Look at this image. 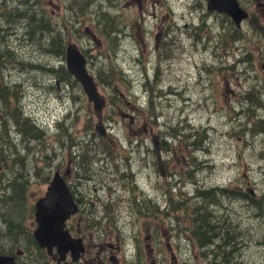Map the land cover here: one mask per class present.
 <instances>
[{"label":"rangeland","instance_id":"1","mask_svg":"<svg viewBox=\"0 0 264 264\" xmlns=\"http://www.w3.org/2000/svg\"><path fill=\"white\" fill-rule=\"evenodd\" d=\"M5 1L8 8L20 4L15 0ZM40 1L53 26L62 27L68 42L76 44L85 53L88 68L95 76L106 104L98 112L79 82L55 78L56 73L47 67L53 66L58 59L47 54L42 47L26 43L23 37L26 30L15 25L11 43L24 64L18 61L14 66H5L0 71L5 76L4 87L11 86L22 91L21 108H25L24 115L41 124L45 134L41 143L38 142L32 137L28 124L21 128L24 134L20 133L19 128L13 126L16 119L6 110L15 104L5 106L0 100V156L4 153L2 150L6 147V139L13 140L24 135L22 142L25 144L27 141L36 146L49 144L47 151L44 146L40 150L44 155H50V145L59 138L60 149L66 150L63 152L65 156H58L57 161L67 162V151L72 143H76L73 147L76 151L85 149L86 142H93L94 133H98L94 141H101L97 127L102 120L107 134L110 132L107 140L118 142L119 152L130 153L131 156L133 152V170L139 174L143 190L150 195L161 193L158 184L163 186L165 178H168L166 168L165 175L161 174L157 160V165L152 164V153L148 154L150 168L146 170L141 166V158L146 157V150L152 146V137L157 134L162 141L168 140L171 146L169 173L174 175L169 181L172 204L176 205V200L182 197L190 204L194 203V198L200 204L201 201L207 203L208 196L195 195L197 183L199 188L229 187L231 190L251 192L254 198L262 197L264 200V131L260 128L253 131L254 122L264 120V34H260L264 32V0H240L242 6L251 11V17H247L240 28L233 20L230 22L223 17L221 12L209 10L208 0H203V12H215L208 18L203 16L202 11L193 9L196 3H201L200 0H168L171 5L170 20L165 19L164 24L174 26L168 44L164 40L167 33L157 32L160 21H156L164 14L159 5L154 7L149 4L143 17L135 5L130 8L126 6L127 1L132 0H121L120 8L115 6L116 0ZM77 7H84L83 12L75 11ZM117 11L122 14L116 19V24L122 25L123 31L121 36L108 38L101 34L106 22L103 17L107 14L113 18ZM153 12L159 18L152 15ZM98 20L101 25L97 23ZM138 20L144 29L132 32L130 26ZM233 27L240 31L242 39L240 35L238 41L230 37L229 46H226L217 33H232ZM156 35L161 39L157 40ZM245 55L249 56L250 61L242 59ZM34 63L48 66L37 67ZM205 64H209L210 71ZM110 65L120 67L123 75L117 76L115 73L114 78H109ZM157 67L161 72L152 78ZM64 78L67 79L66 76ZM16 84L19 86L16 87ZM151 108L155 112H151ZM122 112L134 116L139 124H130V117L125 118ZM6 117H10V121L2 129L1 126L7 123ZM58 122H64V126L57 131ZM173 127L176 128V135L172 134ZM133 130L137 131L134 133ZM198 130L200 136L198 139L195 137L198 143L188 146L193 133ZM129 138H133L135 145L143 139L144 148L133 150ZM91 146L95 148L96 143ZM21 151L26 153L24 145ZM89 156L91 159L85 158V165H82V171L86 173L92 171L90 166H86L88 164L102 175L104 172L115 173L116 162L121 163L117 159H106L101 150L89 153ZM97 156H103V160L96 161ZM30 170L34 171L32 163ZM111 179L107 176L108 182ZM94 186L101 187L96 180L90 183L89 188ZM219 198L222 206L211 209L228 220L233 219L240 227L241 237L254 238L255 241L249 240L250 263L264 264V248L260 244L264 240L263 210V214H257L255 209H250L251 202L235 198L233 193L228 197L219 194ZM163 199L165 202L166 199ZM6 200L4 198L2 203H6ZM19 202L20 199H15V203L11 201L0 207L2 218L6 215L4 211L18 209ZM163 205L161 201L160 209ZM165 205L168 207L169 202ZM152 211H157L154 204ZM177 215L183 218L182 210ZM159 221L163 224L162 218ZM167 221L174 237L181 238L180 231L185 237L186 228H183L180 218L173 217ZM155 222L157 224L158 219ZM200 222V235L203 237L205 223L204 220ZM19 231L21 229L16 231L14 228L9 232L2 227L1 235L5 237ZM236 256L242 257L240 252Z\"/></svg>","mask_w":264,"mask_h":264},{"label":"flooded vegetation","instance_id":"2","mask_svg":"<svg viewBox=\"0 0 264 264\" xmlns=\"http://www.w3.org/2000/svg\"><path fill=\"white\" fill-rule=\"evenodd\" d=\"M149 1H127L126 6L130 8L135 5L138 11H141V16L145 17L144 14L148 11L149 4L154 7L159 5L164 14L161 19L156 21V23L160 21V24L157 25V32L167 33V39L164 37V40H167L165 43L168 44L171 37L170 32L171 29L174 30V26L165 25L164 20H170L168 15H170L171 5L168 0H155L153 3H149ZM200 2L193 6L194 11H202L206 18L210 14H215L210 11L203 12V0ZM115 6L120 8L121 0H116ZM120 13L122 14L121 11H117L116 16L120 17ZM248 13V17H251V11ZM221 14L231 22L232 19L229 15ZM152 15L156 16V13L153 12ZM156 18L159 17L156 16ZM142 29H144V25H141L139 20L130 26L132 32ZM260 34L262 35L264 32H260ZM156 37L157 40L161 39L159 35ZM160 53L162 54L163 51ZM160 72L161 70L157 67V73ZM123 116L130 117V124H139L135 117L129 113H123ZM100 123L103 127L102 120ZM18 130L23 134L21 128ZM261 130L264 131V128L262 127ZM133 131L135 133L137 130ZM150 132L152 135L154 134L153 129ZM109 136L110 132L107 134V130H105L101 141L91 143L84 141V143H88L86 148L77 151L73 148L76 143H72L69 146V152L67 151V162L63 160L64 158L61 162L57 161L58 156H65L63 152L66 150L60 149L58 138L50 145V155H44L40 150L41 146H44L47 151L49 144L48 146L45 144L36 146L28 141L25 144L22 142L24 135L13 140L6 139V147L2 150L4 153L0 156V197L3 196L15 203V197L19 194L20 202L17 204L19 206L17 211L22 212L20 217L22 229L19 232H12L13 237L10 235L3 237L0 234V242L3 241L6 246L9 245L3 255L14 257V264H251L248 256L251 249L249 240H254V238L235 237L232 227L230 231H226L224 228L229 229L227 226L229 222L224 220L221 222L215 216L214 211H208L211 220L198 219L197 208L201 204L195 202L198 201L196 198L193 199L196 209L195 206L187 205L184 197H179L180 200H176V205L172 204L171 196L173 194L170 191L169 181L171 177V173H169L171 148L169 146L164 144L161 151L168 171V178H165V184L159 187L161 193L150 195L143 190L138 178L139 174L134 171L133 152L132 156L130 153L119 152L118 142L107 140ZM102 138L105 141H102ZM132 139L129 138L130 148L133 150L144 148L143 139L138 140L139 143L137 141L136 145L133 144ZM35 140L41 143V137L35 136ZM92 143H96L95 148L91 146ZM23 145L26 153L21 151ZM62 145L65 147L64 143ZM97 148L103 151L107 156L106 159L121 161L119 164L116 162L115 173L104 172L101 175L100 171H94L90 164L86 166H90L91 173L82 171L85 158L91 159L89 153L98 152L95 151ZM149 153L153 154L152 164H156L155 151L151 146L149 150H146V157L141 158V166L146 170L150 168ZM145 160L147 161L145 162ZM31 163L33 172L30 170ZM104 165L107 164L104 163ZM56 172H59L66 182L74 202L77 204V211L70 215L65 225V229L71 235L73 249L64 248L63 251H60L61 248L57 245L50 249L40 245L34 236V231L39 226L36 219L37 202L46 195ZM115 175L118 178H113ZM107 176L112 178L109 182ZM93 180L99 181L101 187L94 186L90 189V183ZM195 195L201 197L198 189ZM163 198L166 199L165 202ZM161 201L164 203L162 209H160ZM166 202H169L168 207H165ZM153 204L157 208L156 212L152 211ZM207 207L212 208V206ZM179 210H182L183 218L177 215ZM3 213L6 214L5 211ZM3 217V221L0 220V231H2V227L6 228V216ZM173 217L180 218L183 228H186L185 237H183L182 231L179 232L181 238L174 237L172 234L169 224L166 223ZM159 218H162L163 224L160 223ZM155 219H158L157 224ZM200 220H204L205 223L203 237L200 235V226L202 225ZM219 225H223L224 228H219ZM205 234L207 235L205 236ZM239 252L242 257L236 256Z\"/></svg>","mask_w":264,"mask_h":264},{"label":"trees","instance_id":"3","mask_svg":"<svg viewBox=\"0 0 264 264\" xmlns=\"http://www.w3.org/2000/svg\"><path fill=\"white\" fill-rule=\"evenodd\" d=\"M16 1H18L17 3H20L18 7L10 6V8H8V5H6V1L0 0V71H2L5 66L6 68H10L14 66L16 63H18V61L21 62L22 60L21 58H19V55L15 53L14 47L11 43V39L13 37V34L15 33V32H12V30L14 26L16 25V27L20 26V28H23L26 30V32L23 33L24 41L26 43H30V45L32 46L38 45L40 48L42 47L43 50L47 52V54L55 56L58 59V61H56L51 67H47L48 66L47 64H41V63H34L35 66L50 68L56 73L55 78H58L61 81L72 80L73 76L68 72L66 65H64L65 64V50L69 42L67 40L66 35L64 34L63 28L60 26L59 27L53 26L52 20L50 19L49 14L45 13V10L44 11L42 10L40 1H36V0H16ZM83 9L84 7L74 8L75 11L80 10L81 12H83ZM105 16L106 17H103V18L105 19L106 22L101 28V34L105 35L108 38H111V37L116 38V36H121V33L123 31L122 25L117 26L116 24V19L118 18V16H115L113 18H110L109 16H107V14H105ZM97 23L101 25L100 20H98ZM232 33L231 31H229V32H218L217 34L218 36L222 37L223 43L226 46H229L230 37L232 38L233 41L239 40L238 38L240 35V31L236 27L235 28L233 27ZM240 38L242 39L241 35H240ZM116 44H117V41L115 42L114 45ZM242 59L243 60L248 59V61H250V58L248 55H245ZM21 63L24 64V62H21ZM205 66H206L205 68H207L208 71H210L209 66L207 64H205ZM115 68H117L116 65H110V73L108 76L109 78L111 77V79L116 76ZM103 72L105 73V75L107 74L105 70ZM64 76H66L67 79H65ZM4 78H5L4 73L2 74L0 72V88L3 89V91L0 92V100L5 106L6 104H9V105H11L12 103L15 104L14 107L6 108V110L10 112L13 115V117L16 119V121L13 120V126L22 128L23 125L27 126L25 124H28V126L30 127L31 135H35V136L39 135L40 137H42L43 133L41 132V130H38V127H40V125L37 122H35L32 117L24 115V113L26 114L25 108H23L24 110L21 108L22 91L21 90L18 91V89H13V87L11 86L4 87L6 85L5 81L3 80ZM18 86L19 84H16V87ZM151 112H155V109L151 108ZM11 114H8V115H11ZM67 117L68 116H66L65 120L67 119ZM6 118H7V123L6 125L1 126L2 129L6 128L9 124L10 117H6ZM59 123H58V128L59 130H62L63 123L62 122H59ZM262 127L264 128V120L259 119L254 122L253 131L255 132L256 130H258L259 128L261 129ZM171 129H172V134L176 135L177 133L176 128L173 127ZM90 130H87V131H90ZM199 131L200 130H198V132L193 133L194 136L191 140V143L188 144V146L190 145L191 147L198 143L197 139L200 136ZM23 134H24V131H23ZM97 135L98 133L97 134L94 133L92 135V137L94 138L93 141L96 139ZM35 136H33V138H35ZM99 136L101 138L100 134ZM195 137H197L196 140H195ZM61 139L62 138L60 137V141ZM102 141H105V140L102 138ZM164 144H166L167 146L171 148L170 142L168 140H164L163 145ZM100 150H101L100 148H97L95 151H100ZM159 187L160 186H158V189ZM199 192H200V195L201 196L204 195L205 198H207V196L210 194L209 198H207L210 200H207V203L205 204H203V201H201V205L199 206V208H197L199 213L205 210L207 220H211L210 213H208V211H213L207 206H212V207L222 206V202L220 201L219 197L212 198V196H216L219 194H221L222 196L228 197L230 193H233V196L235 198H240V199L248 200L249 202H251L250 209H255L254 212H256L257 214L261 215L264 212V202H263L264 200L262 199V197L254 198V195L251 192L250 193L243 192V191L235 190V189L231 190L229 187L199 188ZM4 198L5 197L3 196L0 197V207L2 208L6 206L8 202L12 201V200L7 199L6 200L7 202L3 204L2 201ZM15 199H20L19 194L16 195ZM187 205H194L196 209L195 203L190 204L187 202ZM195 209H194V214H195ZM21 215H22V212L17 211V209L16 211L15 209L6 211V215H5L6 216V229L9 232L10 230L12 231V229L14 228L16 229V231L17 229H22V225H21L22 219L20 218ZM216 217H219L218 219L221 222L222 220H224L225 222L229 221V224L227 225L229 226V229H227L226 226H225L226 228L222 227L223 225H219L218 226L219 228H224L226 231L227 230L230 231L232 227L234 229L233 235L235 237L242 236L241 233L239 232L240 227L234 223L233 219L228 220L227 217H224L223 215H218V214H216ZM230 221H233V222H230ZM0 234H2L1 231H0ZM8 235H6V237H8ZM15 235H17V233H15ZM206 235L207 234H205V236ZM10 236L13 237L12 234ZM8 246L9 245L6 246V243L4 244L3 241L0 242V253H6V248Z\"/></svg>","mask_w":264,"mask_h":264},{"label":"water","instance_id":"4","mask_svg":"<svg viewBox=\"0 0 264 264\" xmlns=\"http://www.w3.org/2000/svg\"><path fill=\"white\" fill-rule=\"evenodd\" d=\"M208 9L226 13L241 27L242 22L248 17V11L242 7L239 0H208ZM65 65L68 71L73 74L81 83L83 90L93 102L95 109L101 112L104 108V100L97 87L95 76L88 68L87 58L80 48L69 43L65 50ZM105 128L98 126V131L105 134ZM155 144L157 159L165 175L164 163L161 154V139L155 134L152 137ZM77 211V204L74 202L70 190L61 177L56 172L44 197L37 202L36 219L39 226L34 231L35 238L40 245L49 249L55 245L61 248L73 249L72 238L68 230L65 229L66 220ZM15 258L0 254V264H14Z\"/></svg>","mask_w":264,"mask_h":264},{"label":"bare ground","instance_id":"5","mask_svg":"<svg viewBox=\"0 0 264 264\" xmlns=\"http://www.w3.org/2000/svg\"><path fill=\"white\" fill-rule=\"evenodd\" d=\"M15 2H16V0H15ZM239 2H240V4L242 5V3H241V1L239 0ZM208 4V3H207ZM208 6V5H207ZM243 7V6H242ZM246 9V8H245ZM215 12H218V11H215ZM220 13V12H219ZM222 13V12H221ZM226 14V13H225ZM247 19V18H246ZM245 19V20H246ZM244 20V21H245ZM243 23V22H242ZM236 24V23H235ZM242 25V24H241ZM237 26V25H236ZM238 27V26H237ZM238 28H240V27H238ZM12 32H14V28H13V30H12ZM81 50V49H80ZM82 51V50H81ZM83 52V51H82ZM84 53V52H83ZM84 55H85V53H84ZM67 68V67H66ZM68 70V69H67ZM109 70H110V68H109ZM115 70H116V74H117V76H122L123 75V70L120 68V67H117V68H115ZM69 72V71H68ZM70 73V72H69ZM71 74V73H70ZM72 76H73V79L71 80L73 83L74 82H79V80L78 79H76V77L73 75V74H71ZM156 75H157V68H155V71H154V73H153V75H152V78L154 77H156ZM80 83V82H79ZM81 84V83H80ZM82 86V85H81ZM83 88V87H82ZM84 93H85V91H84ZM86 94V93H85ZM87 95V94H86ZM87 97H88V95H87ZM103 97V96H102ZM89 98V97H88ZM89 100H90V98H89ZM103 100H104V98H103ZM91 101V100H90ZM92 102V101H91ZM93 103V102H92ZM104 103L106 104V102H105V100H104ZM94 105V104H93ZM59 123V122H58ZM58 123H57V131L59 130V128H58ZM63 123V126H64V122H62ZM60 124V123H59ZM62 126V127H63ZM98 126H102L101 124L100 125H98ZM104 128H105V125L103 126ZM67 129V128H66ZM97 129H98V127H97ZM38 130H41V132L43 133V136H44V134H45V130H43L41 127H38ZM99 132V131H98ZM99 134L101 135V133L99 132ZM63 135L64 134H62V132H61V136L63 137ZM103 135V134H102ZM101 135V136H102ZM39 136V135H38ZM40 137V136H39ZM42 138V137H41ZM160 139H161V137H160ZM152 147H153V149H154V151H155V155H156V160H157V163H158V166H159V169H160V172L162 171V169H161V167H160V164H159V162H158V159H157V154H156V150H155V144L152 142ZM162 147H163V141L161 140V151H162ZM162 158H163V156H162ZM103 160V156L102 157H99V156H97L96 157V161H99V162H101ZM94 162V161H93ZM93 162H92V164H93ZM163 163H164V159H163ZM166 168V166H165V163H164V169ZM167 170V169H166ZM162 174V173H161ZM167 175H168V171H167ZM173 175L174 174H171V177H173ZM171 177H170V179H171ZM170 185H171V182H170ZM199 190V186H198V183L196 184V190ZM210 196V194L208 195V197ZM203 197H204V195H203ZM216 197H219V195H216V196H212V198H216ZM207 200H210V199H207ZM195 202H197V201H195ZM194 202V203H195ZM200 218H206L207 219V217H206V214H205V212H203V211H201L200 213H199V216H198V219H200ZM222 218V217H221ZM0 220L1 221H3V218H2V215H0ZM175 235H177V234H175ZM260 244L263 246V248H264V240L262 241L261 240V242H260ZM1 254H3V253H1Z\"/></svg>","mask_w":264,"mask_h":264},{"label":"clouds","instance_id":"6","mask_svg":"<svg viewBox=\"0 0 264 264\" xmlns=\"http://www.w3.org/2000/svg\"><path fill=\"white\" fill-rule=\"evenodd\" d=\"M35 121V120H34ZM35 122H37V121H35ZM40 126H41V124H39Z\"/></svg>","mask_w":264,"mask_h":264}]
</instances>
